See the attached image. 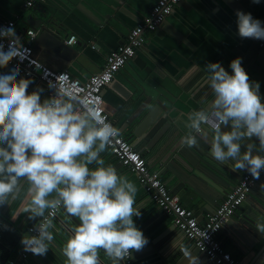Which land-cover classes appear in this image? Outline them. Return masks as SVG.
Segmentation results:
<instances>
[{
    "label": "clouds",
    "instance_id": "clouds-1",
    "mask_svg": "<svg viewBox=\"0 0 264 264\" xmlns=\"http://www.w3.org/2000/svg\"><path fill=\"white\" fill-rule=\"evenodd\" d=\"M236 16L240 38L264 40L260 20L243 11ZM0 39L9 41L7 51L0 43V68L24 57L14 25L0 28ZM230 68L232 74L220 62L206 64L204 80L214 99L208 109L189 114L181 144L191 148L202 139L216 161L259 179L264 156L254 152H264V98L242 58L232 60ZM18 74V66L0 74V206L11 205L23 192L29 219L41 218L33 229L38 234L22 237L24 251L47 254L55 238L54 218L63 210L79 221L62 246L64 264H100L101 250L111 264H121L149 241L133 219L141 216L136 185L102 158L118 129L95 104H85L62 87L42 101L40 92H28L31 81L17 80ZM253 140L258 145L245 143ZM260 187L264 191V183ZM256 228L264 234V223L257 222Z\"/></svg>",
    "mask_w": 264,
    "mask_h": 264
},
{
    "label": "crops",
    "instance_id": "crops-1",
    "mask_svg": "<svg viewBox=\"0 0 264 264\" xmlns=\"http://www.w3.org/2000/svg\"><path fill=\"white\" fill-rule=\"evenodd\" d=\"M28 1L29 0H27V2ZM191 1L193 5H188V7L193 13H196L195 7L198 6L200 0ZM201 1L206 4L211 13L220 20L224 27H226V30L222 32L225 33V35H222L221 31L216 30L214 25L205 20H209L208 17L203 19L200 16L201 19L207 23L209 28H213V30L216 31L215 35L219 41L222 39L221 42L225 41L227 43L229 49L236 58H242V66L248 73L250 81L259 82L260 94L261 97L264 98V67L251 61L254 57L253 55L259 50L260 40L240 38L236 16L237 11H243L246 14L251 13L253 18L260 20L262 26H264V0H260L259 4L253 3L252 0ZM7 3L4 1V4ZM7 5L15 9L13 6ZM36 5H38V3ZM36 5L33 7L24 5V13L18 20L15 18L17 14H21L18 10V13L8 20L16 21L17 28L20 26L23 27V21L30 13L28 10L35 8ZM2 7L4 6H1V8ZM5 21H7V19L2 21V23ZM2 23H0V25ZM28 29L34 28L30 27ZM219 29L222 28L219 27ZM26 31L18 33L17 36L20 37L21 42L30 44V40L26 38ZM158 31L159 28L155 32L147 33V38L155 35ZM72 35H75L79 40L77 34L71 33L69 37ZM232 36L236 37L235 39L237 42L235 40H230ZM37 40L38 35L33 44V48L34 55L39 61L54 71H68L70 74L72 73L73 69L70 63H66L62 58L51 53L46 46L44 47L38 44ZM117 40L118 37L114 34V42L111 47L117 46ZM106 50H109V48ZM92 56L104 68V59L94 53ZM222 66L229 74H232V70L227 62L223 63ZM187 75L188 79L184 81V83L185 86H188L190 97L193 93L198 92L195 98L191 97V101L187 100L189 105H191L190 107L188 105L186 107L188 112L183 111L185 105L179 103L181 111L175 113L172 121L159 119L156 127L151 129V132L145 139L135 138L130 141V143L142 154L150 171L157 172L161 181L168 186L171 193L180 198L182 206L193 211L199 222L203 224L215 216L218 208L225 202L229 195L236 192L242 178L246 177L249 172L246 170L232 171L228 165L216 161L209 154V143L199 139V137V143L196 146L191 148L182 146L181 139L189 131L186 128L189 114L193 111H197V107H199L200 110L208 109L214 99L210 87L204 80L205 74L199 67L194 66ZM177 76L183 78L176 83L175 88L179 89L180 84H182L183 80L187 77H182V72H178ZM79 78L82 79L83 77L79 75ZM79 78L76 79L80 80ZM33 81L39 84L36 79H33ZM108 87L109 89L103 93L105 108L113 124L120 128V126H124L125 119L130 115L129 114L127 117L122 116L121 110L123 106L121 94L126 93V89L116 80ZM40 95L42 101L47 98L46 91H41ZM139 120L140 117L134 119L133 127L138 124ZM205 127L207 128V126ZM132 132V128L130 129L127 126V129H125L122 134H119L125 139H128ZM211 136L212 133L209 130V139H211ZM139 140L140 143L142 142L141 147L137 145ZM245 143H257L258 145L259 142L253 140L245 141ZM243 150L242 148V151ZM254 154L260 155L261 152L257 150ZM102 158L105 160V166L109 164L114 166L118 174L129 178L138 189L135 207L140 209L141 216L133 217V219L136 227L148 238L149 243L142 251L132 252V255L134 254L135 256L134 259H138L135 264H177L179 261H182L185 256L191 261L194 260L195 256L192 253H196L199 250L193 247L191 242L182 234L178 227L175 226L174 217L163 212V210L145 193L143 186L139 184L140 180L138 176L137 180H139V182L136 180L135 176H132L134 172L130 167L114 156L110 149L102 153ZM231 163L233 162L230 161L229 165ZM90 167H95V165H90ZM262 183H264V176L253 184L249 196L241 206L236 209L231 222L225 225L218 234V240L221 242L223 248L229 251L234 259L240 261L242 264H251L256 260L257 253H261V250L264 248V234L258 232L256 228L257 222L264 223V191H262L260 187ZM23 187L26 189L27 185L24 184ZM27 203L28 201L24 198L22 192L21 198L12 202L11 205L0 206V238H4L2 240L10 247H12L14 243L20 244V249L17 252L18 254H21L24 248L21 244V240L15 239L14 229L27 230L40 219H29L28 213H25ZM73 219L75 220V218L65 214L64 216H58L57 219L54 220V229L58 231H65L67 229V232H69V229L71 230L76 225ZM236 232L246 234L244 238L248 244L243 243L237 237ZM25 235H28V232H26ZM21 237L23 236H20V238ZM249 245L253 246V248L250 249ZM14 247H16V245H14ZM199 253L201 252L199 251ZM197 255L199 254L197 253ZM201 255H203V258H197L196 261H193V264H211L205 254L202 253ZM101 257L104 256L101 255ZM14 258L15 257H13V260ZM104 262L105 264H111L109 259H106ZM262 264H264V262Z\"/></svg>",
    "mask_w": 264,
    "mask_h": 264
},
{
    "label": "water",
    "instance_id": "water-1",
    "mask_svg": "<svg viewBox=\"0 0 264 264\" xmlns=\"http://www.w3.org/2000/svg\"><path fill=\"white\" fill-rule=\"evenodd\" d=\"M4 1L15 9L4 4ZM159 1L41 0L35 8L28 10L30 13L23 21L24 26L18 27L15 31L18 35L33 27L38 35L37 43L46 46L51 53L59 56L66 63H70L73 69L72 76L79 78L81 75L83 78L79 79L85 83L93 74H99L103 70L92 54L99 55L106 62V57L125 42L130 31L148 20L151 8ZM26 2L27 0H0V23L6 19L5 22L11 21L8 19L14 17L18 13L17 10L21 13L15 17L18 20L24 13L23 8ZM188 5H193L191 0H183L176 5L171 15L159 26V31L146 38L143 47L136 51L135 57L115 75L114 80L126 89V93L121 94L122 116L130 115L125 119L124 126L119 128L114 125L120 134L127 129V126L132 128L131 136L126 139L128 142L135 138L145 139L151 129L156 127L159 119L172 121L175 113L181 111L179 103H183L185 105L183 111L188 112L186 107L191 106L188 101H191V97L195 98L198 92L190 97L188 86H185L184 81H187V73L194 66L199 67L206 75V64L227 62L230 66L231 61L236 59L227 43L221 42L222 39L219 41L215 35L216 31L209 28L207 23L201 19V17L203 19L208 17L210 21L205 20L225 35L222 32L226 30V27L211 13L206 4L200 0L198 6L195 7L196 13H193ZM1 6L4 7L1 8ZM71 33L79 36L76 47L65 45V40ZM114 34L118 37L117 46L111 47ZM235 38L232 36L230 40L237 42ZM108 48L109 50H106ZM253 56L251 61L264 67V49H259ZM11 69L10 67L0 68V74H7ZM178 72H182V77H187L180 84L179 89L175 88L176 83L183 78L177 76ZM37 77L38 75L28 78L19 72L17 80L24 78L31 81L28 88L29 93L46 91L43 84L33 81ZM108 89L109 87L104 92ZM196 110L200 108L197 107ZM136 117H140V120L133 127ZM137 143L139 147L142 146L140 140ZM132 176L138 179L136 174L132 173ZM60 215L64 216V212L62 211ZM74 221L76 224L79 223L76 219ZM52 231L55 238L49 245L47 254L28 259L24 264H64L65 258L61 249L70 236L71 230L67 232V229L65 231L53 229ZM236 235L243 243L248 244L244 238L246 234L236 232ZM249 248L253 246L249 245ZM101 251L100 261L104 262L108 258ZM192 254L195 256L194 260L191 261L185 256L177 264H193L197 258H203L199 251ZM137 261L138 259L135 258L134 264ZM263 262L264 248L261 253H257L256 260L251 264H262Z\"/></svg>",
    "mask_w": 264,
    "mask_h": 264
},
{
    "label": "built area",
    "instance_id": "built-area-1",
    "mask_svg": "<svg viewBox=\"0 0 264 264\" xmlns=\"http://www.w3.org/2000/svg\"><path fill=\"white\" fill-rule=\"evenodd\" d=\"M39 1L41 0H29L26 2V6L33 7ZM182 1L160 0L151 8L146 23L132 29L125 42L115 52L106 57L102 72L93 75L85 83L73 77L68 71L52 70L35 57L33 44L35 43L37 34L34 29H28L25 33L26 38L30 40V44L21 42L25 49L24 57L22 59L19 57L13 59L7 67L13 68L14 66H18L19 72L28 78H34L38 75L36 80L39 84L41 83L46 87L47 98L55 95V87H62V90L74 94L77 98L83 100L85 104H95L102 118L115 127L105 108L103 95L105 88L112 85L118 71L129 60L135 57L138 49L143 47L146 42L147 33L155 32L168 16L171 15L174 7ZM10 25H14L15 30L17 29V23L14 21L5 22L0 28H7ZM77 42L78 38L72 35L65 43L67 46H75ZM0 43L4 45V50L7 51L9 41L7 39H0ZM259 49H264V40H260ZM50 84L53 87H50ZM108 149H110L114 156L130 167L138 176L145 193L163 212L174 217L175 226L191 242L193 247L207 256L211 264H242L240 261L234 259L229 251L223 248L221 242L218 240V234L225 225L231 222L236 209L249 196L253 184L258 179H254L250 173L242 178L236 192L228 196L225 202L218 208L214 217L202 224L193 211L182 206L180 198L171 193L168 186L161 181L159 174L150 171L142 154L130 142L126 141L123 136L119 134L113 138L112 144ZM260 155L264 156V152H261ZM263 176L264 170L261 171L260 178ZM62 211H57L54 220L60 216ZM34 226L35 224L28 228V235L38 234L33 231ZM33 257H36V255L23 250L19 257L10 261L9 264H24L28 259ZM121 264H134L133 255L131 254V257L121 261Z\"/></svg>",
    "mask_w": 264,
    "mask_h": 264
},
{
    "label": "trees",
    "instance_id": "trees-1",
    "mask_svg": "<svg viewBox=\"0 0 264 264\" xmlns=\"http://www.w3.org/2000/svg\"><path fill=\"white\" fill-rule=\"evenodd\" d=\"M26 232H28V229L27 230L14 229L15 239L16 240L19 239L20 241L22 239V237L20 238V236H24ZM2 239L4 238H0V264H9V262L13 260V257H15L14 258L15 260L20 255L17 253L18 250L20 249L19 248L20 244L14 243L13 246L10 247ZM14 245H16V247H14ZM100 264H105V262L100 261Z\"/></svg>",
    "mask_w": 264,
    "mask_h": 264
}]
</instances>
